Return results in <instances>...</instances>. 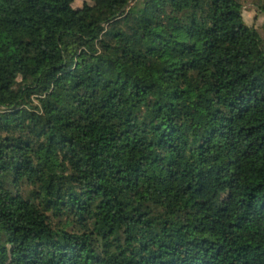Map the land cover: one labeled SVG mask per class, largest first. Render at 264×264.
Masks as SVG:
<instances>
[{
  "label": "trees",
  "instance_id": "1",
  "mask_svg": "<svg viewBox=\"0 0 264 264\" xmlns=\"http://www.w3.org/2000/svg\"><path fill=\"white\" fill-rule=\"evenodd\" d=\"M89 1L0 0V264H264L240 2Z\"/></svg>",
  "mask_w": 264,
  "mask_h": 264
},
{
  "label": "rangeland",
  "instance_id": "2",
  "mask_svg": "<svg viewBox=\"0 0 264 264\" xmlns=\"http://www.w3.org/2000/svg\"><path fill=\"white\" fill-rule=\"evenodd\" d=\"M242 6V13L248 26L255 28L264 40V15L261 13L260 6L263 0H238ZM89 0H76L74 7L82 8Z\"/></svg>",
  "mask_w": 264,
  "mask_h": 264
}]
</instances>
